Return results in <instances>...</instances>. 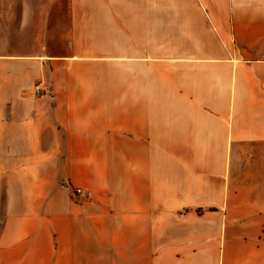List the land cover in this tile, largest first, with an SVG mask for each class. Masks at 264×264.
I'll return each mask as SVG.
<instances>
[{
	"label": "crops",
	"instance_id": "crops-1",
	"mask_svg": "<svg viewBox=\"0 0 264 264\" xmlns=\"http://www.w3.org/2000/svg\"><path fill=\"white\" fill-rule=\"evenodd\" d=\"M93 1L0 5V264H264V0H169L182 26L97 46L104 5L59 8Z\"/></svg>",
	"mask_w": 264,
	"mask_h": 264
},
{
	"label": "rangeland",
	"instance_id": "rangeland-1",
	"mask_svg": "<svg viewBox=\"0 0 264 264\" xmlns=\"http://www.w3.org/2000/svg\"><path fill=\"white\" fill-rule=\"evenodd\" d=\"M9 1L10 2H7V0H0V5L3 4V6L5 7L6 3L7 4L16 3V2H13V0H9ZM39 1L41 2L39 3ZM106 1L107 2L105 4H103L102 2H97V1L88 2L85 4H79V3L71 4L67 2H61L59 8H62L63 11H68L72 9L71 5H75L76 9L78 10L85 9L84 11L86 13L84 16L89 18L88 20L91 21V26H93V28H97L103 25L102 24L103 19H101V15H99V12L103 11L102 4L104 5L107 17L110 18V19L105 20V25L122 27L123 31H122L121 36L119 34L105 35V36L95 34V35L83 36V37H86L90 43L97 46L98 44L119 43L120 38H121L122 44H124L125 42H126L125 44H128V41H129L128 28L131 26L133 27L135 25H138V26L145 25L143 24L145 22V19L140 18V17L145 16L143 13H140L143 11L158 12V13H154V15H158V16H161V12L164 11L165 18H161V17L158 19L154 18L153 19L154 22L157 21L158 24L161 25L162 23L166 24L169 20L171 23L172 22L176 23L179 21V23L176 24L175 26H180V25L182 26V23L188 20H183L180 18L178 19L177 16L180 14L179 12H185V9L191 10L192 8L188 7V5H193V4H188V3L180 4L178 2H170L169 0H106ZM26 5H27V12H28L27 17L29 18V20H27V28H30V27H33L34 18H37L38 6L46 5L47 7L49 5V0H26ZM184 5L186 6V8L184 7ZM167 16H169V18H167ZM171 28H174V26H171ZM206 36H207L206 33H202L201 35H196L194 34V30L192 29H191V32L187 30L185 35L183 33L180 34V37L187 38L186 39L187 41L189 39H191L192 41V39H194L195 37H198V38L201 37L202 39H204ZM154 37L155 39H158L163 36L155 35ZM180 37L176 35H169V38H171V42L173 41V39L180 38ZM0 41H1V37H0ZM33 42H35L34 36L31 33V31L27 29L26 34H25V42H23L22 44L24 49H26L27 53H30L31 51H33L35 47ZM155 42H157V40H155ZM8 44L10 46V49L12 50L14 46H13L11 39L8 41ZM8 44H6V41L0 42V46L3 45V47ZM29 69L34 70V67L32 66ZM47 74H48V70L46 71V68L42 66V71L38 75V78L36 79L34 78L31 84L30 94L38 97V96L44 95L48 91V86L45 81V77ZM26 75L28 76L27 73ZM38 83H42L43 84L42 86L44 87V89L41 92L36 93L34 91V86L37 85ZM5 150L6 148L0 147V156L4 155ZM1 165L2 164L0 163V166ZM74 187L72 188V194L75 200L90 201V200H82V199L76 198L74 195Z\"/></svg>",
	"mask_w": 264,
	"mask_h": 264
},
{
	"label": "built area",
	"instance_id": "built-area-1",
	"mask_svg": "<svg viewBox=\"0 0 264 264\" xmlns=\"http://www.w3.org/2000/svg\"><path fill=\"white\" fill-rule=\"evenodd\" d=\"M42 85H43L42 83H38L37 85H35L34 91L36 93L41 92L44 89ZM74 195L76 198L82 199V200H92L94 198V192L83 186H75Z\"/></svg>",
	"mask_w": 264,
	"mask_h": 264
}]
</instances>
